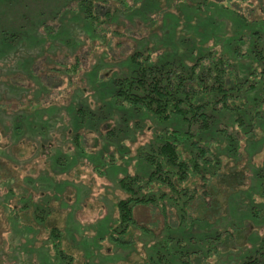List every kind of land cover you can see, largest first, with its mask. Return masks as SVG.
I'll return each instance as SVG.
<instances>
[{"label": "rangeland", "instance_id": "374dc122", "mask_svg": "<svg viewBox=\"0 0 264 264\" xmlns=\"http://www.w3.org/2000/svg\"><path fill=\"white\" fill-rule=\"evenodd\" d=\"M79 1L0 0V91L4 98L17 96V85H22L19 88L23 89L29 85L33 90L34 84H41L39 75L44 76L61 65L70 67L78 58L80 66L72 83L69 84L68 76L71 74L66 70L64 77L57 81L47 80V76L43 79L55 86L52 102L63 100L66 104L70 97L82 95L93 107L98 99L92 93L89 78L96 77L97 73L92 69L101 54H107L105 61L108 65L98 76L106 79L118 69L117 64L140 45L152 41L167 46L168 41L161 39L163 34L164 39L174 35L178 39L185 38L188 43L184 45L189 47L195 40L207 41L204 44L207 46L223 37L219 35L228 36L235 29L232 7L223 6H227L226 0H92L93 12L97 15L88 18L84 17L89 15L87 8L82 4L78 6ZM231 2L251 18H264V0ZM85 4H89L88 0ZM46 27H51L54 32H46ZM168 47L172 48L169 44ZM10 85L14 88H8ZM48 100L42 99L44 103ZM113 123L104 124L101 131L105 132ZM166 125L179 128L183 123L170 118ZM152 133L150 120L144 122L142 129L129 131V138L124 143L130 147L132 156L138 146L148 143ZM5 138L0 142L1 147L6 143ZM103 141L102 135L86 132L82 142L83 153L76 152L68 141L64 144L66 156L63 165L57 164L58 155L51 153L50 147L42 142L30 144L27 153L33 154L35 148L38 153L35 151V159L26 169L8 162L13 159V162H21L24 156L9 160L3 155L5 151L0 150V264H63L59 255L54 256L52 246H48L47 235L53 227L60 234L53 239L60 241L62 248L72 255V264H146L151 261V254L155 260L157 255L167 254V259L175 262L172 264H185L182 260L195 264L196 250H204L209 244V239L200 240L203 238L200 234L215 236L216 232L226 229L231 230V233H224L227 246L218 256L212 255L200 264H242L247 255L263 245V186L250 177L248 166L250 160L259 165L264 158V149L251 147L259 145V139L251 143L244 138L241 140L236 166L235 157H221L224 164L222 174L207 185L209 192L213 189L211 205L202 203L204 212L199 216L195 214L200 210L198 201L190 205L188 211L192 214L189 211V216L179 225L176 224L175 210H172L169 221L175 227L162 235V216L145 206L137 207V219L152 226L155 236L133 229L124 236V245L109 238L115 225V202L117 196L122 195L117 178L126 170L136 168L140 171L143 165H139L134 157L128 164L120 161L115 165L109 164V159L104 161L101 156L107 150ZM99 166L104 167L105 175L96 171ZM5 171L10 174L6 175ZM187 184L193 187L200 181L194 178ZM39 196L42 202L35 199ZM27 201L31 205L39 203L40 209L50 208L52 211L45 220L29 223L26 217L31 215L30 208L26 212L20 209L21 204ZM217 207L219 217L212 211ZM252 210L260 215L251 213ZM168 234L176 236L162 241L164 248L159 245L157 236L160 238L162 235L160 240H163Z\"/></svg>", "mask_w": 264, "mask_h": 264}, {"label": "trees", "instance_id": "16d2710c", "mask_svg": "<svg viewBox=\"0 0 264 264\" xmlns=\"http://www.w3.org/2000/svg\"><path fill=\"white\" fill-rule=\"evenodd\" d=\"M226 1L227 6H223L232 7L235 29L228 36L219 35L223 37L218 36L220 39L212 45L205 46L207 41L195 40L189 47L184 45L188 43L185 38L178 39L174 35L164 39L163 34L161 39L167 40L172 48L168 44L164 46L152 41L140 45L121 60L117 64L118 69L106 79L98 76L108 65L105 61L107 54H101L92 69L97 75L94 79L89 78L92 93L98 99L93 107L81 94L79 97L75 95L73 99L70 97L66 104L63 100L52 102L55 86L43 79L47 76V80L51 78L57 81L64 77L66 70V73L69 71L71 74L68 76L69 84L72 83L80 66L78 58L70 67L61 65L44 76L39 75L41 84H34L33 90L29 85L25 89L19 88L22 85H15L19 91L17 96L5 98L0 91V142H3V137L7 138L5 145L0 146V150L6 153L4 157L10 160L24 156L21 162H13L14 159L8 162L26 169L34 161L35 151L38 153L37 148L33 154L27 153V147L42 142L50 147L51 153L58 155L57 164L63 165L66 156L64 144L69 141L76 152L79 150L83 153L84 135L92 131L102 135L103 142L107 144V150L101 155L104 161L109 159L111 165L118 161L128 164L136 158L139 165H143L141 170H126L117 178L122 195H118L115 202V225L109 235L116 244L124 245V236L133 229H139L144 235L155 236L152 226L142 224L137 219V207L145 206L162 216V235L167 229L175 227L169 221L172 210H175L176 224L179 225L189 216L190 205L198 201L200 210L195 214L199 216L200 212H204L203 204L211 205L209 201H212L213 189L209 192L207 185L222 174L224 164L221 157H235L236 166L243 138L248 143L259 139V145L251 147L260 146L261 151L264 149V18H251L233 6L232 0ZM85 2L80 0L78 3V6L84 5L89 12L84 17H95L97 14L93 12V1L88 0L89 4ZM48 30L53 31L51 27H46L45 31ZM42 99L49 100L44 103ZM170 118L179 120L183 123L182 127L166 125ZM147 120L153 125L152 138L148 143L138 146L132 156L130 147L124 143L129 138L127 134L131 129H142ZM111 121L113 125H109L105 132L101 131V127ZM14 149L15 152H12ZM248 166L250 177L263 186L261 194L264 197V158L259 165L250 160ZM95 169L105 175L104 167ZM194 178H198L200 184L188 186V181ZM10 190L15 193L13 188ZM40 198L35 199L42 202ZM31 204L27 201L20 207L25 212L30 208L31 215L26 217L29 223L45 220L52 211L50 208L40 209L39 203ZM212 211L216 213L219 208ZM257 212L252 210L251 213L260 215ZM224 233H231V230L218 231L215 236L199 233L203 236L200 240L209 239V244L204 250H196L195 264H200L212 255L218 256L223 251L227 246ZM175 236L168 234L163 240L157 236V240L164 247L162 241L172 240ZM53 237H60L55 227L48 232V246L54 249V256L59 255L64 263L70 264L72 255ZM149 259L151 261L146 264L175 263L167 259V254L157 255V261L151 254ZM242 264H264V243L247 255Z\"/></svg>", "mask_w": 264, "mask_h": 264}]
</instances>
